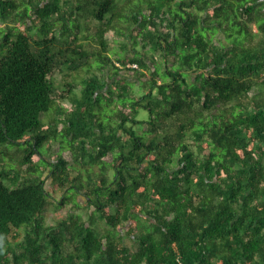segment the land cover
Returning <instances> with one entry per match:
<instances>
[{
  "label": "trees",
  "instance_id": "16d2710c",
  "mask_svg": "<svg viewBox=\"0 0 264 264\" xmlns=\"http://www.w3.org/2000/svg\"><path fill=\"white\" fill-rule=\"evenodd\" d=\"M0 264H264V0H0Z\"/></svg>",
  "mask_w": 264,
  "mask_h": 264
},
{
  "label": "rangeland",
  "instance_id": "374dc122",
  "mask_svg": "<svg viewBox=\"0 0 264 264\" xmlns=\"http://www.w3.org/2000/svg\"><path fill=\"white\" fill-rule=\"evenodd\" d=\"M108 38L110 40L116 39V42L114 43V47H116V49H120V43L121 40L116 34L113 33H108ZM60 74L57 75V77H59ZM140 115L141 116H148V111L141 109L140 110ZM56 148V146H55ZM67 210L64 207H54V206H50L47 208V210L45 211V215L47 216V220H52L55 221L56 219L63 217L64 215H66Z\"/></svg>",
  "mask_w": 264,
  "mask_h": 264
}]
</instances>
